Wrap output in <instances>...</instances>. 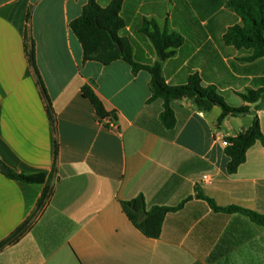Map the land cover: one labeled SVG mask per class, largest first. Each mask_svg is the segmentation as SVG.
I'll return each instance as SVG.
<instances>
[{
  "label": "crops",
  "instance_id": "crops-1",
  "mask_svg": "<svg viewBox=\"0 0 264 264\" xmlns=\"http://www.w3.org/2000/svg\"><path fill=\"white\" fill-rule=\"evenodd\" d=\"M88 1L0 0V163L18 174L48 175L45 185L27 184L0 167V245L33 215L46 187L53 189L30 231L0 250V264H264V226L198 197L264 215V144L251 147L234 174L223 144L248 130L254 115L264 135V104L241 97L264 89V58L224 41L241 18L224 5L202 19L195 0H123L120 37L132 41L137 63L161 62L142 33L144 21L154 20L184 38L161 62L167 84L199 75L229 106L251 108L219 123L220 106L203 110L185 97L171 103L177 124L167 129L165 102L152 100L148 71L123 60L84 61L71 23ZM27 44H34L56 127ZM84 86L113 118L101 120ZM139 195L148 209L183 205L167 215L159 239L144 236L123 212L121 203Z\"/></svg>",
  "mask_w": 264,
  "mask_h": 264
},
{
  "label": "trees",
  "instance_id": "trees-1",
  "mask_svg": "<svg viewBox=\"0 0 264 264\" xmlns=\"http://www.w3.org/2000/svg\"><path fill=\"white\" fill-rule=\"evenodd\" d=\"M101 0H89L83 10L82 16L71 23V29L81 42L84 50V61H95L104 65H109L115 61L123 60L131 65L135 72L146 70L152 75V100L161 98L164 100V111L161 114V122L167 129L175 128L177 120L172 109L171 103L182 98L195 100L196 105L203 110H210L214 105L223 109L219 119L221 123L228 116H239L251 113V108L247 105L241 107H231L219 96L214 87L203 88L202 80L199 75L189 78L186 85L171 86L166 83L163 76L162 61L174 56L176 50L184 43V38L176 33L162 30L156 21L145 20L142 33L145 34L153 43L161 62L154 65H142L134 59V48L128 38L120 37V32L127 26L126 21L121 16L123 0H113L107 7L100 5ZM224 5L231 9L241 18V23L229 28L224 36V41L229 46L238 49L252 50V59L264 58V0H195L194 7L202 19L210 14L217 12ZM31 14L27 17L30 24ZM29 43V40L27 41ZM28 57L30 65L35 71L43 95L45 96L53 126L56 127V117L52 104L47 96L46 89L40 78L36 64L34 44L28 45ZM83 96L91 101L101 120L113 118L102 100L90 86L82 88ZM247 104H263L264 89L248 90L241 95ZM114 120L116 117L114 116ZM230 146L226 147L227 155L230 158L228 172L234 174L239 167L245 163L248 150L256 143L264 144V135L261 129L260 119L254 115L252 126L239 134L237 137L226 139ZM58 153V145H57ZM3 164L0 163V167ZM4 174L14 180L27 184L45 185L48 180L46 173L36 175H23L9 169ZM53 195V189L46 187L40 198L37 208L33 215L18 228L7 240L0 245V250L8 245L19 242L34 226L46 207L49 205ZM198 197L207 201L217 212L241 213L249 216L254 222L264 226V215L245 210L239 207L220 208L216 203L199 194ZM123 212L131 223L147 238L159 239L162 235L163 225L167 215L179 210V207H160L154 206L148 209L145 197H138L121 203Z\"/></svg>",
  "mask_w": 264,
  "mask_h": 264
},
{
  "label": "built area",
  "instance_id": "built-area-1",
  "mask_svg": "<svg viewBox=\"0 0 264 264\" xmlns=\"http://www.w3.org/2000/svg\"><path fill=\"white\" fill-rule=\"evenodd\" d=\"M223 144H224V146H225V147H228V146H230V143H229L228 141H226V140H225V141H223ZM208 179H209V177H208V176H205V177H204V180H208Z\"/></svg>",
  "mask_w": 264,
  "mask_h": 264
},
{
  "label": "water",
  "instance_id": "water-1",
  "mask_svg": "<svg viewBox=\"0 0 264 264\" xmlns=\"http://www.w3.org/2000/svg\"><path fill=\"white\" fill-rule=\"evenodd\" d=\"M1 170L3 171V172H7L9 169L6 167V166H1Z\"/></svg>",
  "mask_w": 264,
  "mask_h": 264
},
{
  "label": "rangeland",
  "instance_id": "rangeland-1",
  "mask_svg": "<svg viewBox=\"0 0 264 264\" xmlns=\"http://www.w3.org/2000/svg\"><path fill=\"white\" fill-rule=\"evenodd\" d=\"M129 39V38H128ZM130 40V39H129ZM131 41V40H130ZM132 42V41H131ZM133 44V43H132ZM154 65V64H153ZM234 66V65H233ZM248 91V90H247ZM247 91L245 93H247ZM231 104H234V103H231ZM263 104H264V101H263Z\"/></svg>",
  "mask_w": 264,
  "mask_h": 264
}]
</instances>
